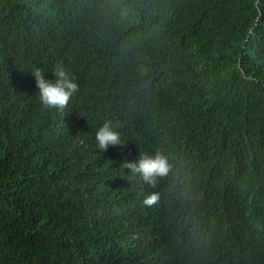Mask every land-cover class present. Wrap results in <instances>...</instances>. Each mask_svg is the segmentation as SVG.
<instances>
[{
    "label": "clouds",
    "instance_id": "clouds-1",
    "mask_svg": "<svg viewBox=\"0 0 264 264\" xmlns=\"http://www.w3.org/2000/svg\"><path fill=\"white\" fill-rule=\"evenodd\" d=\"M141 4L142 16L128 21V10ZM189 7L188 0H29L27 8L43 18L35 21L36 51L22 50L10 21L2 23L15 79L3 102L55 113L45 146L76 139L89 154L100 152L98 168L88 171L89 158L70 173L74 181L83 184L89 172L120 191L143 188L122 204L118 218L107 198L91 193L84 208L90 223L83 224L82 211L56 216L61 227L43 238L34 264H264L258 210L245 192L228 183L206 193L201 179H191L199 161H210L204 143H182L185 128L196 139L204 136L193 122L203 120L200 91L214 78L204 68L186 69L198 61L195 48L172 28L181 30ZM133 43L156 57L137 53ZM168 44L174 53L160 60ZM213 94L205 95L207 107ZM72 189L65 175L51 183L49 199L81 195Z\"/></svg>",
    "mask_w": 264,
    "mask_h": 264
},
{
    "label": "trees",
    "instance_id": "trees-1",
    "mask_svg": "<svg viewBox=\"0 0 264 264\" xmlns=\"http://www.w3.org/2000/svg\"><path fill=\"white\" fill-rule=\"evenodd\" d=\"M188 1L192 9L178 23L181 30L172 29L184 46L195 48L193 54L198 61L189 63L186 69L204 68L205 74L214 78L206 92L200 91L205 109L198 115L203 120L197 116L199 122H193L204 136L196 139L190 127L185 128V146L200 145L199 141L209 151L204 149L210 164L199 161L197 174L191 179H201L206 193L228 183L244 191L258 210L257 233L264 234V0ZM28 5L29 0H0V28L4 21H10L14 39L20 41L16 44L22 50L26 46L36 51L39 42L35 21L43 18L32 13ZM143 11V4L134 11L128 10L126 19L133 21ZM6 41L0 37V264H34L35 250L43 238L61 227L56 216L82 211L83 224L90 223L93 218L84 208L91 193L107 198L118 218L122 204L136 199L143 188L120 191L102 174L92 178L89 172L83 184L74 181L70 173L76 171L75 167H84L90 158L88 171L95 170L101 154L97 150L89 154L91 149L79 146L76 139L45 146L55 113L37 105L15 107L12 102H3V90L7 92L15 85L7 66L10 58L6 47L10 50L12 45H6ZM134 46L140 49L137 53L151 60L156 57L149 53L150 47ZM169 53H174V49L168 44L167 54L160 60ZM210 93H214V105L207 107L205 95ZM27 150L32 152V160ZM65 151L79 156L63 159L61 154ZM65 175L72 181V190H79L81 195L77 197L71 191L60 200L49 199V186ZM178 183L174 179L176 187ZM165 199L170 200L168 196ZM74 215L81 219L78 213Z\"/></svg>",
    "mask_w": 264,
    "mask_h": 264
}]
</instances>
